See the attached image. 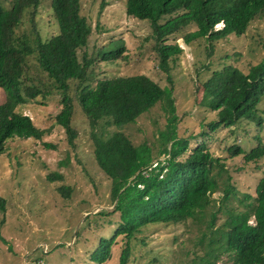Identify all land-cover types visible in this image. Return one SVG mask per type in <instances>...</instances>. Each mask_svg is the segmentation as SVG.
<instances>
[{"label":"rangeland","instance_id":"obj_1","mask_svg":"<svg viewBox=\"0 0 264 264\" xmlns=\"http://www.w3.org/2000/svg\"><path fill=\"white\" fill-rule=\"evenodd\" d=\"M50 1L40 0L35 8L34 27L42 38L58 31ZM125 1L80 0V11L92 29L87 43L78 49L80 58L84 54L91 58L88 82L95 84L100 78L145 73L160 85L171 86L175 132L190 137V149L204 140L209 150L225 163L220 187L212 193L211 203L184 222H156L141 227L130 238L127 264H230L233 257L220 251L221 228L227 215L217 209L223 187L228 180L233 188L227 200L229 207L242 208L243 203L253 202L256 184L264 174V155L245 161L242 154H229L228 146L238 144L249 150L258 143L264 144V114L259 111L263 115L261 126L242 118L232 126L212 130L207 124L217 118V111L201 105L202 83L213 69L225 64H235L247 71L252 63L261 60L264 13L252 19L240 35L229 34L214 40L195 38L185 43L177 34L175 39L183 51L169 60L171 68L166 72L158 64L150 22L128 15ZM1 2L9 7L12 0ZM30 10L25 11L20 29H34ZM221 26L219 22L216 28ZM113 44H122L124 51L115 59L105 60L102 50ZM30 63L33 81L42 88L46 85L51 93L46 97L39 94L17 106L37 126L45 128L43 136L12 137L0 154V264H117L126 243L121 233L111 243L107 259L97 262L91 257L102 237H110L120 222L119 212L112 210L110 177L95 159L92 125L75 101L71 124L76 135L70 141L55 118L62 107L58 90L34 56H30ZM76 81L70 80V95L74 94ZM4 98V89L0 87V102ZM166 104L164 95L135 121L123 126L104 125L100 121L98 130L102 125L105 133L123 130L133 143L147 142L155 152L161 144L159 132L169 127ZM257 107H264V93ZM164 158L162 154L157 159ZM56 173L62 174V178L48 177ZM61 185H65L67 192L62 193ZM214 213V223L209 225ZM210 248L217 259L206 254Z\"/></svg>","mask_w":264,"mask_h":264},{"label":"trees","instance_id":"obj_2","mask_svg":"<svg viewBox=\"0 0 264 264\" xmlns=\"http://www.w3.org/2000/svg\"><path fill=\"white\" fill-rule=\"evenodd\" d=\"M39 2L12 0L5 7L0 0V87L5 92L0 102V154L12 137L39 139L45 133V128L17 109L29 98L51 93L49 87H40L30 75V56H34L60 94L62 107L55 115L56 121L72 141L76 135L71 124L74 102H79L93 128L95 159L110 177L112 210L119 212L120 222L110 237H102L91 257L97 262L107 259L111 243L121 233L126 243L117 264H127L130 238L141 227L156 222H184L211 203L212 193L220 187L219 177L225 163L209 150L204 140L190 149V137L175 132L171 86H162L145 73L100 78L95 84L89 83L91 58L86 54L80 58L78 49L87 43L92 29L80 11V0L50 1L58 31L47 38H42L34 27ZM29 8L34 29H20ZM125 11L150 22L158 64L169 72V60L183 51L175 39L177 34H181L185 43L195 38L214 40L229 34L240 35L252 19L264 13V0H126ZM219 22L222 26L216 28ZM191 26L194 29L190 30ZM123 51L122 44H113L102 50V57L112 60ZM168 79L171 81L170 75ZM70 80H77L73 95L68 92ZM263 93L264 55L247 71L235 64L213 69L202 83L200 99L201 105L217 111V118L209 121L208 127L214 130L232 126L242 118L261 126L263 115L259 111L264 114V107L260 110L257 104ZM164 95L167 103L164 108L170 113L169 127L159 132L161 144L155 152L147 142L133 143L123 130L105 133L103 125L98 130L100 121L115 126L135 121ZM228 152L232 156L242 154L245 161L254 160L264 155V144L258 143L249 150L231 144ZM162 154L165 158L157 159ZM153 159L156 161L152 162ZM48 177L61 179L62 174ZM59 189L67 192L65 185ZM232 190L227 180L217 208L227 213L221 228L220 251L233 257L230 264H264V174L256 184L254 201L243 203L242 208L227 205ZM214 218L215 213L209 225H213ZM212 251L210 248L205 252L215 260L218 255Z\"/></svg>","mask_w":264,"mask_h":264}]
</instances>
